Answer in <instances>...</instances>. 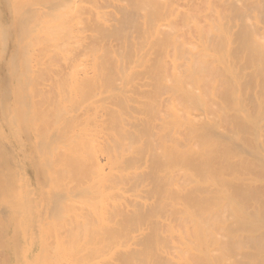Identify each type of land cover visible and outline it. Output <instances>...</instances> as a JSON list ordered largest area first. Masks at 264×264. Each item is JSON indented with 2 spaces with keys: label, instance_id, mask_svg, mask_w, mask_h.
<instances>
[{
  "label": "bare ground",
  "instance_id": "6f19581e",
  "mask_svg": "<svg viewBox=\"0 0 264 264\" xmlns=\"http://www.w3.org/2000/svg\"><path fill=\"white\" fill-rule=\"evenodd\" d=\"M0 264H264V0H0Z\"/></svg>",
  "mask_w": 264,
  "mask_h": 264
}]
</instances>
